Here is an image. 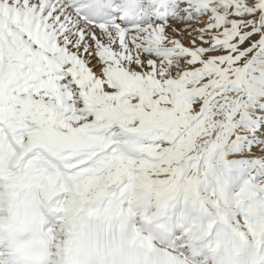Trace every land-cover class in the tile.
<instances>
[{"label":"snow or ice","instance_id":"snow-or-ice-1","mask_svg":"<svg viewBox=\"0 0 264 264\" xmlns=\"http://www.w3.org/2000/svg\"><path fill=\"white\" fill-rule=\"evenodd\" d=\"M0 264H264V0H0Z\"/></svg>","mask_w":264,"mask_h":264}]
</instances>
